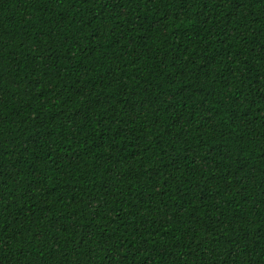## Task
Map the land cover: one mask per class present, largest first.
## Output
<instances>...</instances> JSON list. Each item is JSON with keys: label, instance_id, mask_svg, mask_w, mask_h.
I'll use <instances>...</instances> for the list:
<instances>
[{"label": "trees", "instance_id": "obj_1", "mask_svg": "<svg viewBox=\"0 0 264 264\" xmlns=\"http://www.w3.org/2000/svg\"><path fill=\"white\" fill-rule=\"evenodd\" d=\"M0 264H264V0H0Z\"/></svg>", "mask_w": 264, "mask_h": 264}]
</instances>
